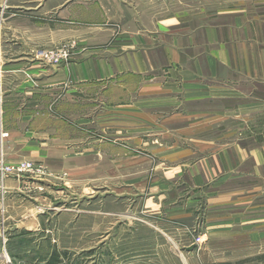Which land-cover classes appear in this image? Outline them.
Listing matches in <instances>:
<instances>
[{"label":"crops","instance_id":"obj_1","mask_svg":"<svg viewBox=\"0 0 264 264\" xmlns=\"http://www.w3.org/2000/svg\"><path fill=\"white\" fill-rule=\"evenodd\" d=\"M141 2L0 0V169L60 161L77 141L71 132L88 133L82 127L99 112L102 122L117 121L123 138L127 122L147 123L158 135L163 121L162 135L173 141L158 154L179 162L172 185L192 172L200 189L216 190L248 177L235 163L251 158L260 175L263 150L219 143L236 137L237 126L202 139L264 113V65L253 64L248 21L232 8L203 12L199 22L182 9L163 13ZM47 38L75 42L70 63L40 60ZM185 138L194 139L198 161L187 160ZM17 181L4 183L24 186Z\"/></svg>","mask_w":264,"mask_h":264},{"label":"rangeland","instance_id":"obj_2","mask_svg":"<svg viewBox=\"0 0 264 264\" xmlns=\"http://www.w3.org/2000/svg\"><path fill=\"white\" fill-rule=\"evenodd\" d=\"M140 1L159 12L182 9L195 21L203 12L234 9L249 23L253 64L264 65V0ZM50 40L40 60L76 47ZM97 114L82 127L88 133L71 132L77 141L63 149L60 161L34 163L35 171L20 176L4 177L1 169L21 163L0 169V264H264V165L254 176L253 158L235 163L250 175L216 190L200 189L192 172L172 185L167 182L179 175V162L158 154L173 141L163 137V121L158 135L147 123L127 122L123 138L117 121L102 122ZM235 126L236 137L219 143L264 152V113L217 127L202 139ZM192 140H179L180 146L189 149L187 160L198 161L203 155L192 154ZM7 178L25 184L8 186Z\"/></svg>","mask_w":264,"mask_h":264},{"label":"built area","instance_id":"obj_3","mask_svg":"<svg viewBox=\"0 0 264 264\" xmlns=\"http://www.w3.org/2000/svg\"><path fill=\"white\" fill-rule=\"evenodd\" d=\"M72 59V51L69 47L60 48L55 51H50L42 56L41 61L43 63L60 67L67 65ZM6 136V135H3ZM36 170L34 163L23 162L17 167H4L1 169V173L4 177L11 175L20 176V174L26 172H33Z\"/></svg>","mask_w":264,"mask_h":264},{"label":"trees","instance_id":"obj_4","mask_svg":"<svg viewBox=\"0 0 264 264\" xmlns=\"http://www.w3.org/2000/svg\"><path fill=\"white\" fill-rule=\"evenodd\" d=\"M49 264H54L53 262L49 263Z\"/></svg>","mask_w":264,"mask_h":264}]
</instances>
